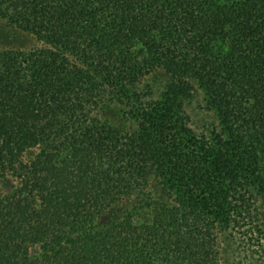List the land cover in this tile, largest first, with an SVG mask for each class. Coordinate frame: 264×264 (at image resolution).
Here are the masks:
<instances>
[{"label": "trees", "instance_id": "trees-1", "mask_svg": "<svg viewBox=\"0 0 264 264\" xmlns=\"http://www.w3.org/2000/svg\"><path fill=\"white\" fill-rule=\"evenodd\" d=\"M0 19L33 40L0 48V264H222L221 235L259 259L264 0H0Z\"/></svg>", "mask_w": 264, "mask_h": 264}, {"label": "rangeland", "instance_id": "rangeland-1", "mask_svg": "<svg viewBox=\"0 0 264 264\" xmlns=\"http://www.w3.org/2000/svg\"><path fill=\"white\" fill-rule=\"evenodd\" d=\"M32 43L33 40L29 34L21 30L16 31L15 29L10 28V26H7L5 22L0 19V48L24 46L28 47ZM195 101H192L191 105L192 107L197 108L190 111L192 113L197 114L195 120L198 124V127H200L202 124V120L206 119L207 114H205L204 112H199V104ZM111 215H114V211L111 212ZM219 246L222 264H239V236L232 237L227 235H221L219 238ZM255 258L259 259L255 260L253 264H263L261 263L260 258L264 259V253H260V255H255ZM247 260L251 261V258H247ZM245 262L246 260L244 261V263Z\"/></svg>", "mask_w": 264, "mask_h": 264}]
</instances>
